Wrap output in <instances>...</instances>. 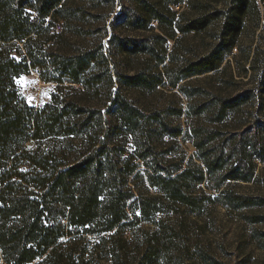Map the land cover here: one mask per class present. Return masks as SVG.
Here are the masks:
<instances>
[{"label": "trees", "instance_id": "16d2710c", "mask_svg": "<svg viewBox=\"0 0 264 264\" xmlns=\"http://www.w3.org/2000/svg\"><path fill=\"white\" fill-rule=\"evenodd\" d=\"M76 1L99 8L117 0H0V264H228L203 239V217L224 208L249 224L264 222L251 213L264 208V197L227 188L255 184L263 172L256 174L255 162L264 166V68L247 88L225 93L249 71L239 64L242 73L235 74L228 57L250 1L233 0L227 13L200 6L203 15L179 28L199 34L223 20L207 54L166 72L194 120L187 137L196 161L185 166L168 158L164 142L182 135L174 124L182 109L137 103L163 84L148 68L151 59L164 63L163 39L155 36L154 46L146 37L114 33L146 32L152 21L171 28L169 5L182 0H118L122 10L110 21V36L105 25L74 24L102 19ZM56 21L76 36L103 33L108 40L47 52L41 37L63 36L50 34ZM141 53L148 57L134 67ZM34 67L56 85L40 108L26 103L15 83ZM192 78L204 80L192 89L179 85ZM207 182L210 193L198 191ZM142 223L152 229L134 231Z\"/></svg>", "mask_w": 264, "mask_h": 264}, {"label": "rangeland", "instance_id": "374dc122", "mask_svg": "<svg viewBox=\"0 0 264 264\" xmlns=\"http://www.w3.org/2000/svg\"><path fill=\"white\" fill-rule=\"evenodd\" d=\"M99 1L102 2L103 0ZM249 1L250 7H247L245 10L246 15L242 20L241 29L236 41L238 47L233 48L228 57L231 63L230 68L235 74L239 71L242 73V69L239 68V71L237 69V65L239 64H242L244 68L249 71L246 78H243L244 83L226 90V94L235 89H245L250 86L244 84L250 79L251 74H253V72H255V74H261L264 68V0H247V2ZM74 3H76V5L81 4L89 14H101L102 16V19L98 21L89 20L74 23L77 24L76 26L94 30L105 25L108 35L110 36L112 33V28L110 29L109 27L110 21L115 14H118V12L122 10L120 1L117 0L114 5L101 4L99 8H93L94 3L90 1H85L83 3L76 1ZM252 4H254L253 10ZM192 5L195 7L192 8ZM200 6H207V8L210 9L209 12H213V8H216L221 12L227 13L235 5L233 0H182L176 5H169V10L175 14L171 25V28L173 27L172 29L164 26L161 27L159 23L152 21L150 24L151 29L146 32L134 33L122 27H115L117 29L114 30V33L120 37H146L153 43L155 42V36H160L163 39V41L160 42L161 49L159 56L164 57V63L157 64L156 59H151L148 66L149 69L163 77V84L157 89V92L147 95L143 97V99L138 98L139 101L137 103L143 104L145 107L147 105L149 108L156 106L159 108L163 106H172L176 109H182L184 114L174 121V124L181 126L182 135L175 140L165 139L164 142L168 145L170 144L172 150L168 158L173 159L175 162H181L183 166L190 160L196 161V150L187 137V130L192 126L194 120L188 118L185 114L188 112V100L179 93L177 88L174 89L168 85L169 81L168 77H166V72H169V74L174 73L179 67L186 64L187 61L195 59L196 55L203 56L207 54L210 49L217 44L213 36H217L216 34L220 32V26L223 21L222 16L217 22L210 24V30H206L207 32L205 31L199 34L181 33L179 30L180 27H185L190 20L196 21V18L203 15ZM208 9L205 11L208 12ZM55 24L56 27L50 30V34L61 33L63 36L59 40H49L50 42L45 41H48L51 35L42 36L39 43L44 45L43 49L47 52L50 47L54 50H60L62 45L65 51H68L74 49L75 46L85 48L91 46L93 42L101 41L104 44L108 40V38L103 37V33L98 36L86 35L79 37L71 31H64L60 21H56ZM72 27H74V25H72ZM167 35H169V37ZM202 40L208 45H201L200 42ZM155 45L156 43H154V46ZM147 57V53H141L139 56H136L133 66L138 67ZM224 65L225 62L222 67ZM143 66L146 67L145 64H143L142 67ZM142 67L140 65V68ZM252 67L254 69L250 70ZM32 69L29 73L18 77L15 83L23 100L33 105L35 108H40L51 101L52 95L56 92V85L54 83L44 82L40 74V69L38 72L32 71ZM216 78L219 79L220 76ZM196 80L203 81L204 78H192L190 81L184 80L181 81L179 85L186 84L187 87L192 89L196 87ZM64 86L68 87V84ZM70 91L71 90H66L63 92L69 93ZM193 100H196V97H194ZM250 113H245V115L242 114L244 116L243 121L247 122L252 118L251 115L247 119ZM167 148H165V150H167ZM127 150L131 152L132 145L128 144ZM255 164H257L256 174L260 173V170L263 168L261 177L255 184L233 182L229 184L227 188L239 194L264 197V166L259 164L258 161H256ZM207 184L208 182L200 186L198 191L203 190L205 194L210 193L207 190ZM251 213L264 216V208H255ZM203 226V239L211 244V248L215 252V255L221 260L228 264H264V222L260 224H249L240 217L238 212L217 208L214 214L203 217ZM139 228L152 229V226L142 223L136 227L134 231L137 232Z\"/></svg>", "mask_w": 264, "mask_h": 264}, {"label": "built area", "instance_id": "2783aa9c", "mask_svg": "<svg viewBox=\"0 0 264 264\" xmlns=\"http://www.w3.org/2000/svg\"><path fill=\"white\" fill-rule=\"evenodd\" d=\"M32 71L38 72V71H39V68H38V67H34V68L32 69Z\"/></svg>", "mask_w": 264, "mask_h": 264}]
</instances>
